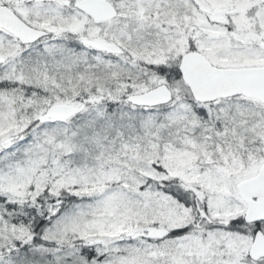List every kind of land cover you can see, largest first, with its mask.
Instances as JSON below:
<instances>
[{"label": "snow or ice", "instance_id": "obj_1", "mask_svg": "<svg viewBox=\"0 0 264 264\" xmlns=\"http://www.w3.org/2000/svg\"><path fill=\"white\" fill-rule=\"evenodd\" d=\"M0 264H264V0H0Z\"/></svg>", "mask_w": 264, "mask_h": 264}]
</instances>
